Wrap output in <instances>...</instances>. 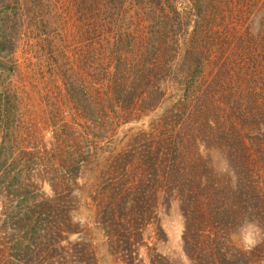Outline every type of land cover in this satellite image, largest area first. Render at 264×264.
<instances>
[{
    "label": "trees",
    "instance_id": "trees-1",
    "mask_svg": "<svg viewBox=\"0 0 264 264\" xmlns=\"http://www.w3.org/2000/svg\"><path fill=\"white\" fill-rule=\"evenodd\" d=\"M125 1L118 0L109 21L93 19L80 28L89 36L103 32V41L69 34V45H81L69 51V128L95 130L110 114L118 123L139 121L161 106L171 85L178 98L142 133L144 144L100 166L92 199L103 214L107 246L120 264H147L140 253L147 225L161 204L177 201L190 264H263L264 136L252 130L264 120V0H186L182 9L172 0H141L134 12ZM85 3L101 9L104 0ZM253 14L259 28L239 22ZM6 47L0 40V60ZM243 122L246 130L237 131ZM16 160L14 152L0 150V264H32L16 254L6 260L8 250L28 253L31 244L45 264L54 215L48 199L23 192L41 188L47 170L7 173ZM85 160L79 169L94 164ZM18 191L22 198H9ZM4 212L17 218L8 238L1 235L7 234ZM249 232L253 244H242ZM148 249L150 264H172Z\"/></svg>",
    "mask_w": 264,
    "mask_h": 264
},
{
    "label": "rangeland",
    "instance_id": "rangeland-1",
    "mask_svg": "<svg viewBox=\"0 0 264 264\" xmlns=\"http://www.w3.org/2000/svg\"><path fill=\"white\" fill-rule=\"evenodd\" d=\"M172 1L179 9L188 6L186 0ZM124 4L128 11L134 12L145 3L127 0ZM106 5L109 11H105ZM118 6V0H104L101 9L92 10L85 0H0V40L7 42L0 60V150L14 152L17 157L8 165L7 173L20 167L27 177L37 168L47 170L43 171L45 182L41 188L31 185L23 192L30 198L48 199V210L54 215L45 264H120L119 256L106 244L103 214L97 213V204L92 199L98 190L96 183L102 180L100 166L122 149L144 144V139L138 140L142 133L149 131L178 98L171 85L161 106L148 111L139 121L118 123L110 114L108 123L95 130L77 124L69 128V123H73L69 115V51L81 46L69 45V34L78 31L76 35L82 39L103 41V32L91 31L89 36L80 28L93 19L101 23L109 21L112 13L116 16ZM260 10L256 11L258 18ZM254 17L244 15L239 22L259 28ZM263 122L254 126L252 134L264 136ZM244 126L246 122L238 123L237 131H245ZM237 145L235 141L233 146ZM86 158H91L94 164L79 169ZM81 171L83 177L77 178ZM24 179L25 184H30ZM7 193L5 190L3 195ZM19 194L18 191L17 196L9 198L20 199L23 196ZM156 212L155 220L147 225L149 237L140 246L142 258L150 264L147 258L150 246L167 256L172 264H190L184 251V218L179 203L173 201L170 207L161 204ZM4 214L7 234L1 235L8 238L17 218L9 212ZM251 237V232L243 234L241 243L253 244ZM29 250L27 253L10 249L6 260L16 254L24 261L40 264L33 254L34 245Z\"/></svg>",
    "mask_w": 264,
    "mask_h": 264
}]
</instances>
